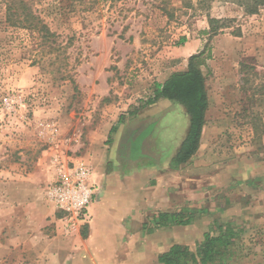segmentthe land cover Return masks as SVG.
<instances>
[{
    "label": "rangeland",
    "instance_id": "1",
    "mask_svg": "<svg viewBox=\"0 0 264 264\" xmlns=\"http://www.w3.org/2000/svg\"><path fill=\"white\" fill-rule=\"evenodd\" d=\"M12 1L0 0V174L40 168L42 193L41 169L55 157L122 173L157 160L161 151L144 139L176 137L190 118L175 102H149L159 80L187 70L185 47L202 39L194 55L204 52L196 63L210 105L198 151L177 166L181 186L198 192L185 217L239 233L234 257L220 264H264V9L248 15L233 0H23L38 20H23L20 5L8 21ZM209 18L220 20L218 35ZM113 127L138 130L114 145ZM119 181L107 183L126 191Z\"/></svg>",
    "mask_w": 264,
    "mask_h": 264
},
{
    "label": "crops",
    "instance_id": "2",
    "mask_svg": "<svg viewBox=\"0 0 264 264\" xmlns=\"http://www.w3.org/2000/svg\"><path fill=\"white\" fill-rule=\"evenodd\" d=\"M202 42L201 39L187 44V61L202 50ZM170 76L158 82L164 84ZM172 102L160 100L151 108L164 104L173 109ZM179 110L178 113L185 114L181 107ZM189 128L190 125L178 129L176 137L163 135L162 142L154 132L149 134L144 139L145 144L161 151L155 161L142 160L136 167H125L123 173L115 171L114 167L105 171L94 170L92 181L97 188L90 207L91 222L70 236L62 233L61 212L47 203L44 191L41 193L40 168L30 174L2 171L0 177L5 181L0 179V264H161L159 256L173 245L192 249L202 243L209 230L196 216L190 225H171L169 221L167 226H160L159 219L162 213L187 215L195 204L198 192L190 182L181 186L182 172L174 162ZM133 130L138 129H115L113 133L112 129H107V134L115 139L114 145H118L125 133ZM41 173L44 180L47 178V184L53 180L49 164L41 169ZM111 178H118L119 183L127 187L126 191L117 193L108 186ZM226 210L232 214L235 207ZM150 220L152 227L147 231L146 224ZM227 223L233 224V221ZM144 246H148L147 251L142 250ZM149 256H153L152 262Z\"/></svg>",
    "mask_w": 264,
    "mask_h": 264
},
{
    "label": "trees",
    "instance_id": "3",
    "mask_svg": "<svg viewBox=\"0 0 264 264\" xmlns=\"http://www.w3.org/2000/svg\"><path fill=\"white\" fill-rule=\"evenodd\" d=\"M240 5L248 15H256L264 9V0H233ZM26 1L20 4L14 0L8 4V21L17 15L20 5L23 8V20H38L34 17ZM210 35H218L223 29L220 27V20L209 18ZM46 38H55L56 33L52 32L46 25L42 26ZM204 52L192 55L189 58L186 71L176 72L164 83L155 86L153 98L149 105H154L160 100H170L182 105L190 117V128L181 149L179 150L174 162L178 165L186 164L198 151L202 139V133L206 124V114L209 108V97L206 86V77L202 70L197 66L196 61L203 56ZM115 127L112 132H115ZM183 213L159 215L160 226L171 225H190L194 215L185 217ZM239 233L232 226L219 225L215 229L204 235L202 243L197 245L196 251L189 246L176 244L167 252L159 256L161 264H216L221 261L234 257V250L238 242Z\"/></svg>",
    "mask_w": 264,
    "mask_h": 264
},
{
    "label": "built area",
    "instance_id": "4",
    "mask_svg": "<svg viewBox=\"0 0 264 264\" xmlns=\"http://www.w3.org/2000/svg\"><path fill=\"white\" fill-rule=\"evenodd\" d=\"M6 104H10L5 100ZM53 180L45 190L49 205L61 212L59 223L62 233L70 236L78 233L91 222L90 207L96 196V184L92 179V164L80 158L73 161L55 157L51 163Z\"/></svg>",
    "mask_w": 264,
    "mask_h": 264
}]
</instances>
